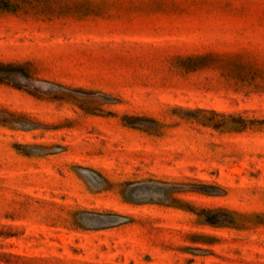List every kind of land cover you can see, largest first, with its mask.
Segmentation results:
<instances>
[{"label":"rangeland","instance_id":"374dc122","mask_svg":"<svg viewBox=\"0 0 264 264\" xmlns=\"http://www.w3.org/2000/svg\"><path fill=\"white\" fill-rule=\"evenodd\" d=\"M0 264H264V0H0Z\"/></svg>","mask_w":264,"mask_h":264}]
</instances>
